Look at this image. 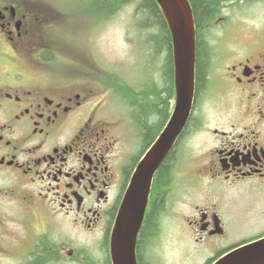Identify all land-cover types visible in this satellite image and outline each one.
Masks as SVG:
<instances>
[{"label":"flooded vegetation","instance_id":"flooded-vegetation-1","mask_svg":"<svg viewBox=\"0 0 264 264\" xmlns=\"http://www.w3.org/2000/svg\"><path fill=\"white\" fill-rule=\"evenodd\" d=\"M83 1L0 0V264H96L94 257L83 262V233L97 235L98 262L111 264L117 211L174 106L167 25L171 95L147 140L135 107L148 105L163 86V29L142 31L136 78L116 67L101 74L94 33L115 6L89 0L83 11L98 13L92 29L64 26L74 18L68 8ZM216 23L195 31L191 110L154 172L137 264H156L166 228L185 236L203 264L264 237V27L241 31L225 17ZM198 36L207 61L202 84ZM166 159L169 180L158 189L163 206L142 237ZM229 221H239L234 233Z\"/></svg>","mask_w":264,"mask_h":264},{"label":"water","instance_id":"water-1","mask_svg":"<svg viewBox=\"0 0 264 264\" xmlns=\"http://www.w3.org/2000/svg\"><path fill=\"white\" fill-rule=\"evenodd\" d=\"M154 1L171 34L175 105L165 128L137 164L121 201L110 235L112 264H137L136 235L141 226L154 172L185 126L192 103L195 30L191 7L188 0ZM212 264H264V238L240 246Z\"/></svg>","mask_w":264,"mask_h":264},{"label":"rangeland","instance_id":"rangeland-1","mask_svg":"<svg viewBox=\"0 0 264 264\" xmlns=\"http://www.w3.org/2000/svg\"><path fill=\"white\" fill-rule=\"evenodd\" d=\"M103 1L104 4H109L111 7L114 4L115 7L112 9L115 14L104 21H102L100 15L101 24L94 33V51L97 52L101 67L99 72L107 74L103 68L110 67L113 70V67H116L115 70L118 68V72L121 70L122 74H127L134 79L140 74L139 60L141 61V54L138 43L141 40V28H143L141 25H137L136 7L138 1H123L120 3H114L112 0L111 2ZM86 3H89V0L68 8L74 18H72V24L64 26L77 27L76 29L86 27H88V30L92 29L91 22L94 21L93 17L98 16V13H85L83 6ZM100 10H104V6L100 7ZM218 13L212 25L217 24L216 20L219 17H225L227 24L236 25L241 31L254 32L264 27V0L227 1L221 6ZM218 26H222V24L220 23ZM209 31L212 32L213 30L209 29ZM111 104L112 106L117 105L115 102H111ZM194 141L196 142V140ZM238 225L239 221H229V231L234 233ZM96 236V234L87 235L83 233L85 249L83 262L89 261V258L92 257L99 261L100 251H97ZM157 254L158 257L154 258L156 264H203L206 259L203 255L192 253L189 240L185 236L173 233L172 227L166 228L164 236L159 241ZM69 262V264H72L70 259Z\"/></svg>","mask_w":264,"mask_h":264},{"label":"trees","instance_id":"trees-1","mask_svg":"<svg viewBox=\"0 0 264 264\" xmlns=\"http://www.w3.org/2000/svg\"><path fill=\"white\" fill-rule=\"evenodd\" d=\"M114 3L123 1H138L136 7L137 25H141V31H144L149 25L156 26L158 29L162 28L164 36L159 40L163 46V51L166 52L165 61L163 66V86L160 89H155L149 96L154 99L148 105L139 104L135 107L137 111L138 120L142 124V133L145 139L150 140L155 131V127L165 119L168 110V99L171 95V80H172V67H171V54L169 38L167 36L166 22L154 0H112ZM233 0H188L194 18L195 27L198 28L203 24H211L220 12L221 6L226 2ZM218 13V14H217ZM139 21V22H138ZM147 25L146 27H144ZM140 26V27H141ZM159 35V34H158ZM201 43L200 36L197 38V79L199 83H203L205 78L206 57ZM157 119L159 121L157 122ZM168 161L159 167L156 177V187L152 199V205L148 216L144 221L142 230V237L150 234L155 228V216L159 209L163 206V199L159 192V186H166L169 180L168 174ZM96 264H109L107 260L104 262H96Z\"/></svg>","mask_w":264,"mask_h":264},{"label":"bare ground","instance_id":"bare-ground-1","mask_svg":"<svg viewBox=\"0 0 264 264\" xmlns=\"http://www.w3.org/2000/svg\"><path fill=\"white\" fill-rule=\"evenodd\" d=\"M209 26V25H208ZM159 36V35H158ZM155 88V87H154Z\"/></svg>","mask_w":264,"mask_h":264}]
</instances>
